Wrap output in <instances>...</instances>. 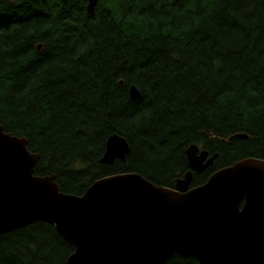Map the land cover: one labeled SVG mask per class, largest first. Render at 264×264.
Returning <instances> with one entry per match:
<instances>
[{"label":"trees","instance_id":"16d2710c","mask_svg":"<svg viewBox=\"0 0 264 264\" xmlns=\"http://www.w3.org/2000/svg\"><path fill=\"white\" fill-rule=\"evenodd\" d=\"M86 4L0 0V126L39 155L35 176L81 196L116 174L173 188L192 144L218 157L190 188L264 161V0H99L93 15ZM114 134L130 152L103 165ZM73 252L45 222L0 236V264H64Z\"/></svg>","mask_w":264,"mask_h":264},{"label":"water","instance_id":"95a60500","mask_svg":"<svg viewBox=\"0 0 264 264\" xmlns=\"http://www.w3.org/2000/svg\"><path fill=\"white\" fill-rule=\"evenodd\" d=\"M98 1L87 0L89 15ZM129 96L139 97L135 86ZM129 152L111 135L100 163L124 162ZM184 154L188 170L173 188L116 174L76 196L61 192L53 175L35 176L39 155L0 126V236L48 223L74 248L64 264H165L177 254L197 264H264V161L240 160L190 188L218 155L194 144Z\"/></svg>","mask_w":264,"mask_h":264}]
</instances>
